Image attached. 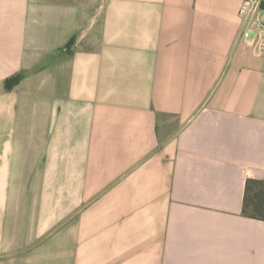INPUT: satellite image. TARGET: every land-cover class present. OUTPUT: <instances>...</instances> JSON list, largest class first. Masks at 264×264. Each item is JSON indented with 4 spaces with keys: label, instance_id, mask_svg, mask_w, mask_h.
<instances>
[{
    "label": "crops",
    "instance_id": "0c3cea01",
    "mask_svg": "<svg viewBox=\"0 0 264 264\" xmlns=\"http://www.w3.org/2000/svg\"><path fill=\"white\" fill-rule=\"evenodd\" d=\"M241 2L0 0V264H264Z\"/></svg>",
    "mask_w": 264,
    "mask_h": 264
},
{
    "label": "trees",
    "instance_id": "16d2710c",
    "mask_svg": "<svg viewBox=\"0 0 264 264\" xmlns=\"http://www.w3.org/2000/svg\"><path fill=\"white\" fill-rule=\"evenodd\" d=\"M20 75H15L4 82L9 90L15 86ZM242 213L250 218L264 221V179H247L242 204Z\"/></svg>",
    "mask_w": 264,
    "mask_h": 264
},
{
    "label": "built area",
    "instance_id": "2783aa9c",
    "mask_svg": "<svg viewBox=\"0 0 264 264\" xmlns=\"http://www.w3.org/2000/svg\"><path fill=\"white\" fill-rule=\"evenodd\" d=\"M264 0H242L238 15L248 22L244 36H249L253 44H258L264 35Z\"/></svg>",
    "mask_w": 264,
    "mask_h": 264
}]
</instances>
